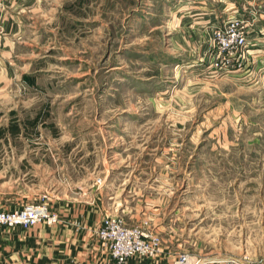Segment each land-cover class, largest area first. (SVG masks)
Instances as JSON below:
<instances>
[{"label": "rangeland", "instance_id": "rangeland-1", "mask_svg": "<svg viewBox=\"0 0 264 264\" xmlns=\"http://www.w3.org/2000/svg\"><path fill=\"white\" fill-rule=\"evenodd\" d=\"M197 2L21 11L0 46V209L45 200L58 223L55 200H100L112 264L98 232L113 215L160 238L123 264H264V38L249 33L242 64L225 66L215 30L245 17L204 29L213 6Z\"/></svg>", "mask_w": 264, "mask_h": 264}, {"label": "crops", "instance_id": "crops-1", "mask_svg": "<svg viewBox=\"0 0 264 264\" xmlns=\"http://www.w3.org/2000/svg\"><path fill=\"white\" fill-rule=\"evenodd\" d=\"M213 1L214 3L210 1L212 5L205 0H198L197 5H191L192 9L203 7L206 10V4L213 6V13L207 16L209 18L203 19V22H195L196 25L204 29L210 26L213 28L222 17L241 13L247 19L251 16L250 12L256 10L259 12L256 33L260 34L257 37L258 40L264 38L263 5L258 9L259 3L256 5L251 0ZM38 3L39 0L7 1V8L0 10V46L14 43L23 28L21 11L37 6ZM99 201L91 200L87 204H80L55 200L52 206L61 218L58 223L43 222L28 229L0 227V264H112L107 250L102 247L96 235L105 215L99 207ZM158 258L151 259L155 264H164L162 257ZM147 262L150 260L137 257L129 264Z\"/></svg>", "mask_w": 264, "mask_h": 264}, {"label": "built area", "instance_id": "built-area-1", "mask_svg": "<svg viewBox=\"0 0 264 264\" xmlns=\"http://www.w3.org/2000/svg\"><path fill=\"white\" fill-rule=\"evenodd\" d=\"M6 2L7 0H0V9L5 6ZM260 8L262 6L258 7ZM256 14L257 11L250 12L251 17L256 18L255 22L252 19L246 20L241 16L233 15L227 19L223 29L215 30L219 48L217 57L225 66L231 68L236 62L242 64L244 54L248 52L251 44L248 34L258 31ZM44 201L26 202L20 208L13 210L0 209V226L29 228L42 222L55 223L58 219L57 215L50 211L48 204ZM124 223L119 216H109L98 232L99 237L108 245L113 257L119 263H125L129 257L134 255L147 256L160 250L158 236L144 231L140 226H127ZM188 260V256H182L175 264H186Z\"/></svg>", "mask_w": 264, "mask_h": 264}, {"label": "bare ground", "instance_id": "bare-ground-1", "mask_svg": "<svg viewBox=\"0 0 264 264\" xmlns=\"http://www.w3.org/2000/svg\"><path fill=\"white\" fill-rule=\"evenodd\" d=\"M188 264H191V262H189Z\"/></svg>", "mask_w": 264, "mask_h": 264}]
</instances>
